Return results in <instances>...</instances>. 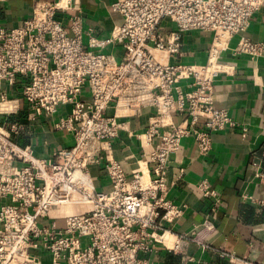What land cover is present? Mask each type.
Returning a JSON list of instances; mask_svg holds the SVG:
<instances>
[{
	"label": "built area",
	"instance_id": "1",
	"mask_svg": "<svg viewBox=\"0 0 264 264\" xmlns=\"http://www.w3.org/2000/svg\"><path fill=\"white\" fill-rule=\"evenodd\" d=\"M261 8L264 0H115L110 11L121 23L98 38L84 30L79 0H51L38 2L16 27L0 24V264H44L45 256L49 264H153L159 249L182 254L183 241L209 249L217 194L199 181L209 207L200 223L176 232L186 204L168 198L174 183L168 166L182 139H193L206 155L213 135L235 126L215 104L217 54ZM193 31L213 33L202 65L181 61L184 36ZM108 46L121 54L103 52ZM234 51L263 57L264 43L241 38ZM61 107L67 111L52 128L72 144L38 156L25 142L32 126ZM146 111L147 123L135 134L151 146L141 153L146 170L128 176L105 154ZM97 164L107 191L91 176ZM255 176L264 184V165ZM69 204L87 209L65 214L59 227L50 213Z\"/></svg>",
	"mask_w": 264,
	"mask_h": 264
},
{
	"label": "crops",
	"instance_id": "2",
	"mask_svg": "<svg viewBox=\"0 0 264 264\" xmlns=\"http://www.w3.org/2000/svg\"><path fill=\"white\" fill-rule=\"evenodd\" d=\"M51 0H0V24L12 28L28 17L38 2ZM115 0H79L83 12L84 30H91L98 38H105L112 27L121 23L120 16L110 11ZM171 26L170 22L162 23ZM241 38L264 43V8L257 11L247 29L228 39L218 50L220 70L214 75L215 104L225 109L235 126L213 135L211 150L206 155L197 152L191 138H184L170 158L168 172L173 180L168 198L175 204H186L183 217L174 224L176 232H187L200 223L209 207L201 199L196 184L206 180L216 192L218 204L213 214L216 231L209 237L210 248L183 241L182 254L159 249L150 256L153 264H233L221 258L220 252L236 258L264 263V184L255 176L264 165V56L251 58L236 54L234 48ZM181 61L205 64L213 43V33L193 31L184 36ZM84 44L87 36L84 35ZM105 53L121 54L118 46H108ZM172 60V59H170ZM189 81L180 84L189 90ZM67 108L61 107L52 118H39L25 142L38 156L67 148L72 144L70 135L52 128V120L64 116ZM149 111L129 123V133L112 141V148L105 156L122 163L128 176L136 170H146L140 161L142 151L151 146L142 144L136 137L147 123ZM91 176L98 189L109 190V181L103 165L90 167ZM73 200L77 196H72ZM1 203V201H0ZM86 205L69 204L60 211L52 210L57 225L63 224L62 216L86 210ZM192 257L189 262L187 258ZM44 264H49L48 256Z\"/></svg>",
	"mask_w": 264,
	"mask_h": 264
}]
</instances>
